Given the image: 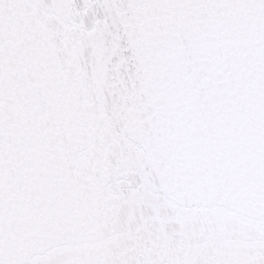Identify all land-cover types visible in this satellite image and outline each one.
<instances>
[{"label":"snow or ice","instance_id":"snow-or-ice-1","mask_svg":"<svg viewBox=\"0 0 264 264\" xmlns=\"http://www.w3.org/2000/svg\"><path fill=\"white\" fill-rule=\"evenodd\" d=\"M0 264H264V0H0Z\"/></svg>","mask_w":264,"mask_h":264}]
</instances>
